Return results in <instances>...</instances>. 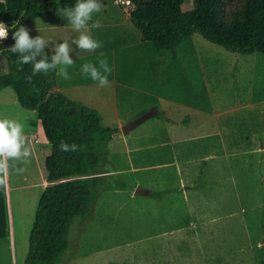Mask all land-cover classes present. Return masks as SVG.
Segmentation results:
<instances>
[{"label":"rangeland","instance_id":"374dc122","mask_svg":"<svg viewBox=\"0 0 264 264\" xmlns=\"http://www.w3.org/2000/svg\"><path fill=\"white\" fill-rule=\"evenodd\" d=\"M145 1L102 4L89 22L102 43L95 52L72 45L79 33L59 12L23 23L52 54L57 43H69L70 79L57 74V85L97 111L104 127L117 129L97 175L89 176L97 180V198L87 216L74 219L58 264H226L231 257L256 264L264 244V56L228 52L193 34L176 60L151 58L122 12ZM191 8L185 0L183 10ZM95 21L100 28L92 27ZM100 51L113 68L108 79L123 83L115 93L81 72L86 62L98 64ZM0 71L9 72L1 55ZM151 110L155 117L121 133L119 119L127 123ZM5 117L23 124L30 144L39 129L49 155L36 114L19 106L11 88L0 93ZM44 157L34 147L28 164L9 162V188L0 197V264H23L27 256ZM137 188L148 194H135ZM162 190L172 192L152 196Z\"/></svg>","mask_w":264,"mask_h":264},{"label":"trees","instance_id":"16d2710c","mask_svg":"<svg viewBox=\"0 0 264 264\" xmlns=\"http://www.w3.org/2000/svg\"><path fill=\"white\" fill-rule=\"evenodd\" d=\"M115 0H100L106 4ZM77 0H6L0 3V22L9 35L0 40V55L9 72L0 71V93L11 88L19 106L36 112L50 153L45 159L48 185L44 188L29 234L23 264H58L68 248V234L75 218H84L97 198L96 169L106 156L107 143L117 129L104 127L97 111L56 91L57 71L34 73L21 64L19 54L9 50L13 33L26 20L64 11ZM147 0L129 12L131 24L147 45L151 58L177 59V49L193 34L232 53L264 56V0ZM49 60L51 51L44 49ZM163 114H158L162 119ZM187 122V121H186ZM75 143L79 150L63 152L59 144ZM171 190L152 193L161 198ZM263 254L258 264H262Z\"/></svg>","mask_w":264,"mask_h":264},{"label":"clouds","instance_id":"9594fccd","mask_svg":"<svg viewBox=\"0 0 264 264\" xmlns=\"http://www.w3.org/2000/svg\"><path fill=\"white\" fill-rule=\"evenodd\" d=\"M6 0H0V3ZM102 11L100 0H77L76 4L62 13L67 18L72 29L79 33L78 37L72 40L81 52H95L102 47V43L92 37L89 30V22L93 19L94 13ZM94 28H100L99 21L92 24ZM9 35L8 28L0 22V40L6 39ZM14 45L9 48L13 53L19 54L21 64H31L34 73H48L50 70L57 71L59 76L65 80L70 79L68 68L74 63L70 53L72 48L67 41L57 43L49 60L44 52L48 42L41 36L32 37L29 30L21 25L13 33ZM98 64L86 62L81 66V72L85 78L98 82L100 87L110 85L108 79L113 68L109 66L108 60L103 52L100 53ZM34 146L27 142L24 126L21 122L11 118H0V188L7 189L9 183L10 161L28 164ZM59 149L63 152H75L79 146L75 143L68 144L61 141ZM26 171L25 168H17V174Z\"/></svg>","mask_w":264,"mask_h":264},{"label":"crops","instance_id":"0c3cea01","mask_svg":"<svg viewBox=\"0 0 264 264\" xmlns=\"http://www.w3.org/2000/svg\"><path fill=\"white\" fill-rule=\"evenodd\" d=\"M113 4H115V5H117V6H119L118 4H116V3H114V2H112ZM122 12L124 13L123 15H124V17H125V20H126V22L127 21H129V23L131 24V22H130V19H129V13H125L123 10H122ZM132 25V24H131ZM133 26V25H132ZM134 27V26H133ZM123 35L124 36H126V34L125 33H123ZM121 48H122V50L123 51H125V50H127V49H129L127 46H125V45H123V46H121ZM101 53V51L99 52V54ZM110 81V85L109 86H107V87H102V88H106L107 90H111L112 91V93H115L116 92V89L118 88V87H122L123 85V83L122 82H120L119 81V79H117V80H113L112 78H111V80H109ZM90 86V85H89ZM88 85H86V89H88V88H90ZM100 87V86H99ZM56 91H60V92H62L63 94H66V92H67V90L68 89H64V88H61V87H59V85H57V88L55 89ZM69 92V91H68ZM35 114H36V112H34ZM155 114H156V111H155ZM156 116V115H155ZM154 116V117H155ZM157 117H158V115H157ZM153 118V117H152ZM38 120V119H37ZM130 122V121H129ZM39 123V122H38ZM119 123H121V127L123 126V125H125V124H127L126 123V121H124V120H122V119H119V121L117 122V124H119ZM120 127V128H121ZM136 129V128H135ZM133 131V130H132ZM37 132H38V134H37ZM37 132H34V135H33V137H31V134H30V139H31V142H32V144H33V146L35 147V149H36V151H38L39 153H40V155H42V156H45L44 157V167H45V159H46V157H47V154H44L45 153V151H44V144L43 143H41V137L39 136V133L41 132L39 129H37ZM46 147V146H45ZM43 183H44V185H43ZM47 183V180H46V172H45V178L43 179V181H41V184H42V188H41V193L40 194H42V192H43V190H44V188L48 185V183ZM9 184V183H8ZM7 188H9V185H8V187ZM8 190H10V189H8ZM1 193H2V191H1V188H0V197H1ZM41 196V195H40ZM40 198V197H39ZM39 201V200H38ZM260 250V254H259V258H257V261H256V264H258V262H259V259H260V255L261 254H263V258H262V264H264V244H263V247L262 248H260L259 249ZM231 260H230V262H226V264H241V262H242V260H240L239 258L238 259H236V260H234L233 259V257H231L230 258ZM219 262H223V261H219ZM221 264V263H220ZM250 264H252V263H250Z\"/></svg>","mask_w":264,"mask_h":264},{"label":"water","instance_id":"95a60500","mask_svg":"<svg viewBox=\"0 0 264 264\" xmlns=\"http://www.w3.org/2000/svg\"><path fill=\"white\" fill-rule=\"evenodd\" d=\"M154 116H155V110H151L147 113H144L143 115L139 116L138 118H136V119L128 122L127 124L123 125L120 128L121 133L125 135V134L131 132L132 130H134L135 128H137L141 124H143L146 120H148L149 118H152ZM135 194L141 195V196H146L148 194V191L137 188L135 190Z\"/></svg>","mask_w":264,"mask_h":264}]
</instances>
